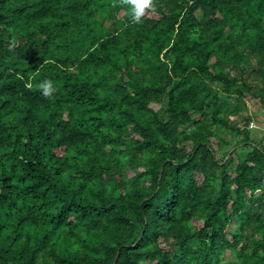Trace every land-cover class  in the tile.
Returning a JSON list of instances; mask_svg holds the SVG:
<instances>
[{
    "label": "trees",
    "instance_id": "16d2710c",
    "mask_svg": "<svg viewBox=\"0 0 264 264\" xmlns=\"http://www.w3.org/2000/svg\"><path fill=\"white\" fill-rule=\"evenodd\" d=\"M153 2L0 0V264H264V0Z\"/></svg>",
    "mask_w": 264,
    "mask_h": 264
},
{
    "label": "clouds",
    "instance_id": "9594fccd",
    "mask_svg": "<svg viewBox=\"0 0 264 264\" xmlns=\"http://www.w3.org/2000/svg\"><path fill=\"white\" fill-rule=\"evenodd\" d=\"M122 5L128 6V15L133 23H140L141 18L145 15L146 10L155 11V5L153 0H120ZM16 46V42L13 39L9 43V51H12ZM38 88L42 90V94L45 97H50L53 92L56 91L52 86L51 80H45L38 85Z\"/></svg>",
    "mask_w": 264,
    "mask_h": 264
},
{
    "label": "crops",
    "instance_id": "0c3cea01",
    "mask_svg": "<svg viewBox=\"0 0 264 264\" xmlns=\"http://www.w3.org/2000/svg\"><path fill=\"white\" fill-rule=\"evenodd\" d=\"M252 123L255 128L261 129L262 134L264 133V117L262 115V111L255 112V118Z\"/></svg>",
    "mask_w": 264,
    "mask_h": 264
},
{
    "label": "rangeland",
    "instance_id": "374dc122",
    "mask_svg": "<svg viewBox=\"0 0 264 264\" xmlns=\"http://www.w3.org/2000/svg\"><path fill=\"white\" fill-rule=\"evenodd\" d=\"M258 111L260 112L261 110L258 109ZM251 128H252L251 132L255 135V137L261 136V134H262L261 129L255 128V127H252V126H251Z\"/></svg>",
    "mask_w": 264,
    "mask_h": 264
},
{
    "label": "built area",
    "instance_id": "2783aa9c",
    "mask_svg": "<svg viewBox=\"0 0 264 264\" xmlns=\"http://www.w3.org/2000/svg\"><path fill=\"white\" fill-rule=\"evenodd\" d=\"M251 126H253L252 122L249 123V127H251ZM261 142L264 144V133L261 136Z\"/></svg>",
    "mask_w": 264,
    "mask_h": 264
}]
</instances>
